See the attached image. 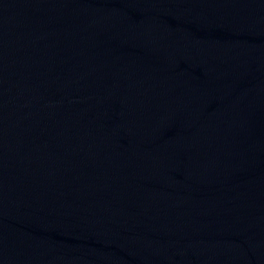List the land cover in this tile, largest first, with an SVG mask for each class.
<instances>
[{
  "label": "water",
  "instance_id": "obj_1",
  "mask_svg": "<svg viewBox=\"0 0 264 264\" xmlns=\"http://www.w3.org/2000/svg\"><path fill=\"white\" fill-rule=\"evenodd\" d=\"M0 264H264V0H0Z\"/></svg>",
  "mask_w": 264,
  "mask_h": 264
}]
</instances>
